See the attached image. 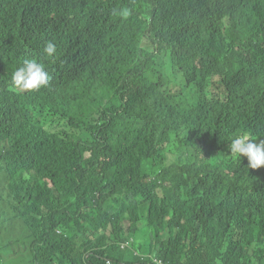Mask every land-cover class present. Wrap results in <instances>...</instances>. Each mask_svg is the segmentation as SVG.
Returning <instances> with one entry per match:
<instances>
[{
    "label": "trees",
    "instance_id": "1",
    "mask_svg": "<svg viewBox=\"0 0 264 264\" xmlns=\"http://www.w3.org/2000/svg\"><path fill=\"white\" fill-rule=\"evenodd\" d=\"M32 59L49 83L20 90ZM242 133L264 139V0H0V187L30 264H264Z\"/></svg>",
    "mask_w": 264,
    "mask_h": 264
},
{
    "label": "clouds",
    "instance_id": "2",
    "mask_svg": "<svg viewBox=\"0 0 264 264\" xmlns=\"http://www.w3.org/2000/svg\"><path fill=\"white\" fill-rule=\"evenodd\" d=\"M120 15L127 16L128 11L124 10ZM56 51V45L51 41L44 47V53L48 57H54ZM12 82L20 90H39L48 85L49 77L45 66L37 60L32 59L24 61V63L14 71ZM229 148L234 156L240 158L247 157L249 168L259 169L264 166V139L257 142V140L250 139L247 133H242L231 140ZM134 242V237H131L124 241H120L118 245L122 251L128 253V249L132 248ZM24 256H28V254H24ZM28 262L30 264V261ZM107 264H112V261L107 260Z\"/></svg>",
    "mask_w": 264,
    "mask_h": 264
},
{
    "label": "rangeland",
    "instance_id": "3",
    "mask_svg": "<svg viewBox=\"0 0 264 264\" xmlns=\"http://www.w3.org/2000/svg\"><path fill=\"white\" fill-rule=\"evenodd\" d=\"M143 47L147 50L153 51L152 44L148 42L143 43ZM179 82H182L181 77L178 79ZM186 88V86H185ZM175 89V87H173ZM184 101H181V104H183ZM48 120V126H59L64 125L66 121L63 118H51L46 117ZM143 170L144 172L150 171V163L149 161H144L143 164ZM1 176V173H0ZM1 195L0 198V262L2 264H29V258L28 256H24L25 249L23 247L22 241H21V254L20 252L15 253L14 250L19 249L18 242L16 241L18 237L19 225L16 228V231L12 230L10 227V223L8 221V215L9 210L6 209V204L8 203V200L10 201V193L8 190L4 187H0ZM140 226H144V221L140 223ZM21 235V234H20Z\"/></svg>",
    "mask_w": 264,
    "mask_h": 264
},
{
    "label": "crops",
    "instance_id": "4",
    "mask_svg": "<svg viewBox=\"0 0 264 264\" xmlns=\"http://www.w3.org/2000/svg\"><path fill=\"white\" fill-rule=\"evenodd\" d=\"M20 233L18 232V237H17V239H16V241L18 242V244H19V241H20ZM20 250L19 249H17V250H14V252L15 253H17V252H19Z\"/></svg>",
    "mask_w": 264,
    "mask_h": 264
}]
</instances>
